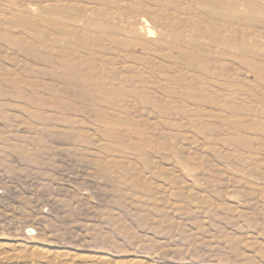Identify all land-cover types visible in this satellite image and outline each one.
I'll return each instance as SVG.
<instances>
[{
	"label": "rangeland",
	"instance_id": "rangeland-1",
	"mask_svg": "<svg viewBox=\"0 0 264 264\" xmlns=\"http://www.w3.org/2000/svg\"><path fill=\"white\" fill-rule=\"evenodd\" d=\"M201 1L0 0V264H264V0Z\"/></svg>",
	"mask_w": 264,
	"mask_h": 264
},
{
	"label": "bare ground",
	"instance_id": "bare-ground-1",
	"mask_svg": "<svg viewBox=\"0 0 264 264\" xmlns=\"http://www.w3.org/2000/svg\"><path fill=\"white\" fill-rule=\"evenodd\" d=\"M198 1V0H197ZM196 2V1H195ZM202 1L200 0V2L199 3H201ZM203 3V2H202ZM200 5V4H199ZM194 9V8H193ZM199 14V13H198ZM213 18V17H212ZM231 19V18H230ZM219 21V20H218ZM215 28H216V26H215ZM150 32V31H149ZM151 33V32H150ZM90 34V33H89ZM201 35V34H200ZM94 37V36H93ZM146 46V45H145ZM181 46V45H180ZM187 46H189V45H187ZM187 46H182V47H180V49H192V50H194L195 48L194 47H187ZM196 50V49H195ZM63 51V50H62ZM188 51V50H187ZM192 52H194V51H192ZM64 53V52H63ZM187 53V52H186ZM193 55V54H192ZM174 57V56H173ZM75 58V57H74ZM186 58H188V57H186ZM194 57H191V59H193ZM170 59H171V57H170ZM185 59V58H184ZM183 59V60H184ZM76 60V59H75ZM79 61V60H78ZM191 61V60H190ZM188 62V61H187ZM192 62H195V61H192ZM176 64V66L178 67V73H180V76L179 77H181V76H186L185 75V71H183V69H182V67H183V65H182V63H180V62H177V63H175ZM198 64H199V62H198ZM196 65L197 66V69H198V67L200 66V65ZM203 65V64H202ZM200 73V72H199ZM202 73V72H201ZM168 74V73H167ZM170 74V73H169ZM193 74V73H192ZM116 75V74H115ZM165 75V74H164ZM168 76V75H167ZM192 76V75H191ZM194 76V75H193ZM205 76V75H204ZM109 77V76H108ZM172 78V77H171ZM209 78V77H208ZM207 78V79H208ZM130 79V78H129ZM186 79V78H185ZM202 79V78H201ZM200 84V83H199ZM167 91H169V90H167ZM189 91V90H188ZM207 91V90H206ZM203 92V91H202ZM183 93V92H182ZM181 193V192H180Z\"/></svg>",
	"mask_w": 264,
	"mask_h": 264
}]
</instances>
